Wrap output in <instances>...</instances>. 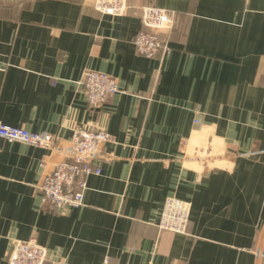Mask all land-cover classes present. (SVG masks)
<instances>
[{
    "label": "crops",
    "instance_id": "0c3cea01",
    "mask_svg": "<svg viewBox=\"0 0 264 264\" xmlns=\"http://www.w3.org/2000/svg\"><path fill=\"white\" fill-rule=\"evenodd\" d=\"M146 4L176 11L165 58L136 50ZM88 69L121 88L99 107ZM0 120L61 147L0 136V264L29 238L56 264H264V0H128L118 15L0 0ZM78 126L112 132L116 158L96 160L84 204L53 208L37 184ZM208 143L207 161L184 158ZM171 195L192 203L184 233L158 226Z\"/></svg>",
    "mask_w": 264,
    "mask_h": 264
},
{
    "label": "built area",
    "instance_id": "2783aa9c",
    "mask_svg": "<svg viewBox=\"0 0 264 264\" xmlns=\"http://www.w3.org/2000/svg\"><path fill=\"white\" fill-rule=\"evenodd\" d=\"M95 8L101 13L123 14L128 9V0H94ZM142 28L134 37V44L139 54L146 57L165 58L172 52L168 38L161 35L168 33L176 23V11L146 4L141 7ZM80 83L91 106L99 107L113 94L120 91L117 78L105 71L85 70ZM198 122V121H197ZM0 136L10 141H22L44 146L55 150L61 149L57 134L35 132L25 127L11 125L0 120ZM115 135L105 128H89L78 126L66 147L67 157L53 164L51 168L43 165L44 173L37 184L41 192L42 203L61 208L64 206H80L84 204L85 190L88 188V177L102 172V162L116 158L112 152L103 150L104 144L116 142ZM211 145L202 146L185 155L186 160L207 161L213 157ZM100 158L101 163L96 160ZM175 160L173 156L166 161ZM192 203L189 200L168 196L160 212L158 226L174 232L187 231ZM264 256V253L262 254ZM9 264H56L49 255L45 245L36 238L15 239L8 254ZM108 257L106 262H108Z\"/></svg>",
    "mask_w": 264,
    "mask_h": 264
}]
</instances>
